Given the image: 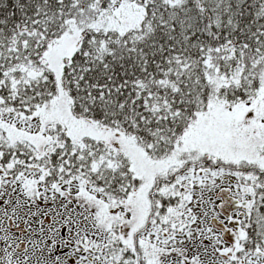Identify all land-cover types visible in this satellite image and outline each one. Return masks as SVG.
<instances>
[{"label": "snow or ice", "instance_id": "obj_1", "mask_svg": "<svg viewBox=\"0 0 264 264\" xmlns=\"http://www.w3.org/2000/svg\"><path fill=\"white\" fill-rule=\"evenodd\" d=\"M0 264H264V0H0Z\"/></svg>", "mask_w": 264, "mask_h": 264}]
</instances>
